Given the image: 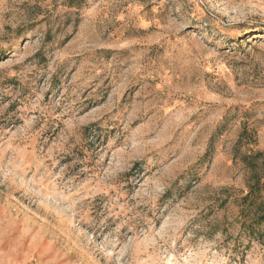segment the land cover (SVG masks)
<instances>
[{
  "label": "rangeland",
  "instance_id": "rangeland-1",
  "mask_svg": "<svg viewBox=\"0 0 264 264\" xmlns=\"http://www.w3.org/2000/svg\"><path fill=\"white\" fill-rule=\"evenodd\" d=\"M0 264H264V0H0Z\"/></svg>",
  "mask_w": 264,
  "mask_h": 264
}]
</instances>
